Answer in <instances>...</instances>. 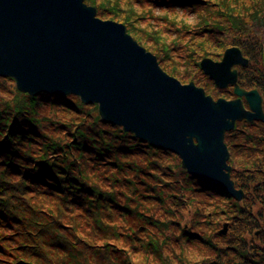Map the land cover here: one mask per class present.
<instances>
[{
    "label": "trees",
    "instance_id": "1",
    "mask_svg": "<svg viewBox=\"0 0 264 264\" xmlns=\"http://www.w3.org/2000/svg\"><path fill=\"white\" fill-rule=\"evenodd\" d=\"M84 2L182 83L212 89L199 61L229 47L264 73V0ZM239 206L96 104L28 95L0 76V264H264V219Z\"/></svg>",
    "mask_w": 264,
    "mask_h": 264
},
{
    "label": "water",
    "instance_id": "2",
    "mask_svg": "<svg viewBox=\"0 0 264 264\" xmlns=\"http://www.w3.org/2000/svg\"><path fill=\"white\" fill-rule=\"evenodd\" d=\"M247 63L229 47L220 61L203 58L200 68L218 88L231 84L235 95H246L249 111L238 99L214 101L165 73L123 24L97 18L84 0H0V76L22 93L72 94L96 104L102 121L175 153L187 173L238 199L224 135L236 121L262 119L256 92H242L232 70Z\"/></svg>",
    "mask_w": 264,
    "mask_h": 264
},
{
    "label": "flooded vegetation",
    "instance_id": "3",
    "mask_svg": "<svg viewBox=\"0 0 264 264\" xmlns=\"http://www.w3.org/2000/svg\"><path fill=\"white\" fill-rule=\"evenodd\" d=\"M248 60L245 66L236 65L235 69L236 84L242 92L255 91L259 97V106L262 119H254L248 121L243 119L236 121L234 129L228 131L224 135V143L227 148L228 158L227 165L229 169V178L233 184L234 190L238 198L229 194V192L221 187L222 195L227 201H236L240 204L239 211L243 216H252L254 219L261 217L264 219V73L259 76L254 72L262 70V66H249ZM219 61V60H218ZM203 82L208 80L211 82L212 89L202 88L206 95L211 96L214 100L223 98L227 101L240 100L245 111H249V103L246 95L238 97L234 94V85L229 84L226 88L220 89L216 87L214 82L208 77L203 76ZM216 93L222 92V96L215 97L210 91ZM264 221V220H263ZM227 222V221H225ZM260 223V222H259ZM264 230V224H262ZM262 231L257 230L258 236Z\"/></svg>",
    "mask_w": 264,
    "mask_h": 264
},
{
    "label": "rangeland",
    "instance_id": "4",
    "mask_svg": "<svg viewBox=\"0 0 264 264\" xmlns=\"http://www.w3.org/2000/svg\"><path fill=\"white\" fill-rule=\"evenodd\" d=\"M93 7H94V6H93ZM96 17H97V15H96ZM97 18H98V17H97ZM99 19H100V18H99ZM140 46H141V45H140ZM157 61H158V60H157ZM189 193H190V192H188V195H189ZM195 197H196V199H198L197 195H192V199H193L194 201H195ZM200 200H202V198H201ZM202 201H203V200H202ZM193 205H195V204H193ZM208 211H210V208L207 207V206L204 207V214H207ZM225 221H226L225 219H221V222H220V224H219L218 230L221 229V227L223 226L224 223H226ZM218 232H219V231H218Z\"/></svg>",
    "mask_w": 264,
    "mask_h": 264
}]
</instances>
